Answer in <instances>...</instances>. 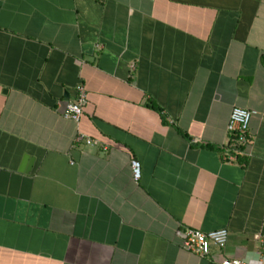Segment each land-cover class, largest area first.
Returning <instances> with one entry per match:
<instances>
[{"label":"crops","instance_id":"0c3cea01","mask_svg":"<svg viewBox=\"0 0 264 264\" xmlns=\"http://www.w3.org/2000/svg\"><path fill=\"white\" fill-rule=\"evenodd\" d=\"M186 228L227 242L200 257ZM230 257L264 264V0H0V264Z\"/></svg>","mask_w":264,"mask_h":264},{"label":"built area","instance_id":"2783aa9c","mask_svg":"<svg viewBox=\"0 0 264 264\" xmlns=\"http://www.w3.org/2000/svg\"><path fill=\"white\" fill-rule=\"evenodd\" d=\"M130 70L133 71L134 65L131 64ZM87 102V92L82 83L75 86V96L65 107L63 116L76 123L79 122L83 112V107ZM254 110L237 107H232L227 125V139L223 147L222 158L226 161H234L235 154L241 151L249 139V122L253 115ZM77 141H83L86 144H96L97 141L78 133L76 136ZM104 147V146H102ZM131 178L133 182H138L141 176L140 163L137 159L130 161ZM228 231L226 228L214 229L211 231L203 232L197 229L186 228L181 232V247L189 252L197 254L200 257L208 256L212 248L221 249L227 242ZM219 264H244L239 258H223Z\"/></svg>","mask_w":264,"mask_h":264},{"label":"water","instance_id":"95a60500","mask_svg":"<svg viewBox=\"0 0 264 264\" xmlns=\"http://www.w3.org/2000/svg\"><path fill=\"white\" fill-rule=\"evenodd\" d=\"M30 163H31V158L27 157V156H24L23 158V162H22V166L20 168V171H24V172H27L28 169H29V166H30ZM27 166H25V165ZM24 165V166H23ZM23 167V168H22Z\"/></svg>","mask_w":264,"mask_h":264}]
</instances>
